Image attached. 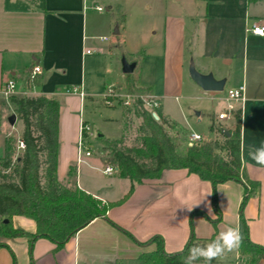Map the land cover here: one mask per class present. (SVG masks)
Listing matches in <instances>:
<instances>
[{
  "label": "crops",
  "instance_id": "0c3cea01",
  "mask_svg": "<svg viewBox=\"0 0 264 264\" xmlns=\"http://www.w3.org/2000/svg\"><path fill=\"white\" fill-rule=\"evenodd\" d=\"M157 1L162 7L158 15L153 13L152 0H0V153L4 155V141L13 135L10 117L16 116L9 98L2 94L10 79L16 87L22 84L24 88L15 92L17 96L60 99L59 180L65 183L70 167L76 166L78 187L104 203L120 202L129 194L131 183H121L125 179L117 174L105 175L102 168L106 165L93 161L92 156L78 161L80 123L87 100L105 102L108 90L118 86L124 90L129 86L145 88L158 101L162 115L175 125L171 129L174 138L182 136L186 146L191 132L206 140L193 130L192 113L196 124L208 117L209 127L222 126V132L225 127L229 132L234 127V113L241 111V179L259 183L243 209L247 228L240 212L242 183L229 181L216 187L221 221L215 230L212 223L218 216L213 210L212 185L186 170H165L158 179L135 184L128 198L61 248L46 238L32 246L25 238L6 240L8 247L0 249V264H11L9 251L18 258L21 255L20 264H31V259L33 264H115L119 259L154 251L156 244L147 243L157 236L163 239L166 252L175 253L193 236L209 239L229 228L238 229L242 237L247 232L254 244L264 245V166L248 157L250 145L259 147L264 142V36L247 32L253 23L264 25V0H195L197 13L186 10L185 0ZM96 6L104 12H98ZM105 11L108 17L102 15ZM97 27L114 36L109 53L124 49L122 57L136 63L130 76L123 73L121 63L115 79L100 83L103 88L98 90L87 86L86 72L88 60L98 63V57H93L96 51L87 48ZM134 34L144 38L140 50L129 48ZM99 40L106 43L110 38ZM150 49H155V59L160 61L159 85L152 78L145 83L134 78ZM250 59L254 63L252 84ZM192 63L199 73L225 80V89L243 86L244 101H229L217 92L201 89L187 73ZM36 65L43 71L41 85L27 92L25 79ZM93 73L101 72L93 69ZM75 87L82 90L83 97L67 93ZM175 104L188 129L173 117L171 106ZM115 106L114 102L110 107ZM223 113L227 119H219ZM212 134L216 138L217 133ZM13 224L32 233L36 230L35 222L25 217L15 216ZM215 264H264V260L254 263L252 256L241 255L237 249Z\"/></svg>",
  "mask_w": 264,
  "mask_h": 264
},
{
  "label": "trees",
  "instance_id": "16d2710c",
  "mask_svg": "<svg viewBox=\"0 0 264 264\" xmlns=\"http://www.w3.org/2000/svg\"><path fill=\"white\" fill-rule=\"evenodd\" d=\"M40 77L33 80L26 77L27 92L41 85ZM9 101L17 119L23 124L20 139L25 149H18L19 138L14 135L4 141V155L0 157V249L8 247L6 240L15 238H25L31 246L36 240L46 238L61 248L92 221L106 217L114 206L128 198L135 184L158 179L165 170H186L212 185L213 210L218 216L212 223L215 230L221 221L216 187L229 181L242 183L244 194L240 212L247 228L243 209L249 198L255 195L259 183L251 180L242 182L241 179V111L233 115L234 127L229 130L230 137L212 125L210 131L217 133L215 139L188 146L179 152L166 130L173 129L175 125L159 109L155 110L159 117L157 121L153 112L140 101H135L132 108H124L125 115L133 113L140 120L136 137L128 140L122 135L110 140L103 136L100 140L104 143L105 165L115 167L119 178L131 182V189L120 202L104 203L78 187L76 166L70 167L65 183L59 180L60 99L25 94L12 95ZM15 216L33 220L35 232L15 227ZM216 238V234L209 239L193 236L182 250L168 253L163 239L157 236L147 243L156 244L154 251L141 253L136 258L119 259L115 264H182V258L190 247L194 244L205 246ZM238 251L241 255L252 256L254 263L264 260V245L254 244L247 232ZM216 261L213 260L212 264ZM196 264L204 262L199 260Z\"/></svg>",
  "mask_w": 264,
  "mask_h": 264
},
{
  "label": "rangeland",
  "instance_id": "374dc122",
  "mask_svg": "<svg viewBox=\"0 0 264 264\" xmlns=\"http://www.w3.org/2000/svg\"><path fill=\"white\" fill-rule=\"evenodd\" d=\"M186 2V10L187 11H194L197 13L198 7L196 6L195 0H185ZM153 4V13H157L155 15H158L161 13L162 7L160 6L161 3H158L157 0H152L151 2ZM104 17H108L110 15L105 11L104 14H102ZM102 16V17H103ZM94 39H91L88 45V49H90L91 52H95L93 57H98L97 61L98 63L91 64L88 60L86 65V72H87V86L94 88L98 90V87L101 89L103 88L104 82H111L116 77V73L120 71V65L122 63V51L119 49H115L113 53H109V48L113 45L114 36L112 32L102 31L100 28H94ZM102 36H106L110 40L106 43H101L100 38ZM144 36V35H143ZM144 38L142 37V34H134L133 42L131 43L129 48H137L136 50H140L142 47V40ZM101 50V52H97L98 50ZM131 50V49H130ZM155 49H150L147 56H146V63L144 64L142 69H138L135 74L134 78H138L141 80V82L145 83L147 81H150V78L153 79L156 85H159V82H161V74L159 71V59H155ZM142 55H139L141 57ZM121 61V62H120ZM264 64V61L262 62ZM117 66V68H115ZM191 66V65H190ZM190 66L187 68V73L189 74ZM154 67V71L152 72V68ZM158 67V69H157ZM253 68L254 63L252 62V59H250L249 64V81L252 84L253 78ZM93 69L95 71H99L101 73H93ZM116 71V72H115ZM190 75V74H189ZM190 77V76H189ZM189 81V78H188ZM191 81V80H190ZM100 83H103L100 86ZM17 90H24L22 84L17 86L15 89V92ZM115 93L117 96L115 98H111L112 101H114L118 106L110 107L108 106L104 101L101 99H96L94 102H91L90 100H87L83 111H82V119L86 122H88L92 135L85 139V144L87 147L90 148L92 152V160L93 161H102L104 163V153H103V147L104 143L98 138V135H103L106 139H117L120 138L122 135H125L128 140L134 139L137 135V127L140 123V120L137 119L133 113L124 114V108H132L135 101H140L146 106V103L150 101L151 95L146 91L145 88H137L131 90H124L122 86H118L114 88ZM227 91L228 89H224L223 92L217 93L220 97L227 98ZM125 96H130V106H127L124 104ZM196 103V102H195ZM200 103V102H199ZM206 104V102H201ZM208 103V102H207ZM181 104V102H180ZM221 106V103H217V106L214 107V109L217 111L219 110ZM212 108V107H211ZM171 113L173 117L183 126H185L187 129V125L185 124V121L183 120V116L181 113L180 108L177 106V104L171 106ZM12 117V116H11ZM196 116L194 113H192V123L191 126H193V130L203 134L206 138L204 142H209L213 139L212 132L210 131L209 127V119L208 117H205L202 124H196L195 122ZM219 129H221L222 126H218ZM23 130V124L19 119H16L13 127H12V134L15 137H19L22 134ZM169 136L175 141L176 145L178 146V151L183 152L185 149H187L188 146L185 145L184 138L182 136H179L177 138H174V135L172 134L170 129H166ZM223 131L228 130L226 127L222 129ZM217 137V135L215 136ZM190 147V146H189ZM3 156V152L1 151L0 157ZM105 167L103 166L102 169ZM121 183H131L128 180H121ZM127 181V182H126ZM122 188H124V184H121ZM9 255L11 257V264H20L22 263L20 256L18 258V255L13 254L9 251Z\"/></svg>",
  "mask_w": 264,
  "mask_h": 264
},
{
  "label": "built area",
  "instance_id": "2783aa9c",
  "mask_svg": "<svg viewBox=\"0 0 264 264\" xmlns=\"http://www.w3.org/2000/svg\"><path fill=\"white\" fill-rule=\"evenodd\" d=\"M95 9L98 12H104L103 7H98L96 6ZM247 32H250L254 35L257 36H264V25L261 23H253L248 29ZM88 54L91 52L88 51ZM43 71L39 65L34 66L31 71L29 72L28 76L31 80L35 79L36 77L42 75ZM15 89H16V83L14 79L8 80L2 89V94L5 97H10L12 95H15ZM67 93H73V94H79L80 96L83 97V92L79 88L75 87L72 90H68ZM244 93H245V88L243 86L239 88H234V89H229L227 91V98L229 101H244ZM117 94L113 89H109L106 95L104 96L105 103L107 105L112 106L114 101H112L111 98H115ZM126 99H124V104L127 106H130V96H125ZM151 100L146 103V108L153 113L156 114L155 110L159 109V103L158 101L151 96ZM228 116L227 114L223 113L219 115V119H227ZM92 135L91 128L89 124L85 121H82L80 123V134H79V141H78V161L82 162L85 158L91 157L92 152L89 147L86 146L85 144V139L88 138L89 136ZM204 142V138L202 135L191 132L188 135V146L200 144ZM18 149L19 150H24L25 149V144L21 139H18ZM103 173L107 176H113L117 174V169L111 165H106Z\"/></svg>",
  "mask_w": 264,
  "mask_h": 264
},
{
  "label": "clouds",
  "instance_id": "9594fccd",
  "mask_svg": "<svg viewBox=\"0 0 264 264\" xmlns=\"http://www.w3.org/2000/svg\"><path fill=\"white\" fill-rule=\"evenodd\" d=\"M248 157L257 165L264 166V142L260 146L250 145ZM192 207L187 208L191 211ZM242 243V236L238 229L229 228L220 233L215 240L205 246L194 244L188 249V254L182 258V264H196L203 260L204 264H212L213 260H222L227 253L237 250Z\"/></svg>",
  "mask_w": 264,
  "mask_h": 264
},
{
  "label": "water",
  "instance_id": "95a60500",
  "mask_svg": "<svg viewBox=\"0 0 264 264\" xmlns=\"http://www.w3.org/2000/svg\"><path fill=\"white\" fill-rule=\"evenodd\" d=\"M136 67V63H129L125 58L122 59V71L125 75H131ZM189 74L193 82L206 92H223L225 89V80H217L212 74L199 73L192 63L189 69ZM155 120H159L157 114L153 113ZM16 121V116L10 117V123L13 125ZM224 135L230 137L231 134L223 131ZM98 138H103V135H98ZM7 222V221H5Z\"/></svg>",
  "mask_w": 264,
  "mask_h": 264
}]
</instances>
